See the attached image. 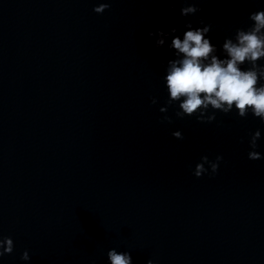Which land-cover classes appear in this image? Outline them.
<instances>
[{"label":"water","instance_id":"water-1","mask_svg":"<svg viewBox=\"0 0 264 264\" xmlns=\"http://www.w3.org/2000/svg\"><path fill=\"white\" fill-rule=\"evenodd\" d=\"M185 3L198 11L181 15ZM258 9L264 0H0V238L14 241L0 264H109L110 248L133 264H264V158H248L257 129L264 156V122L159 111L172 35L203 21L219 50ZM173 27L156 46L149 31ZM204 155L223 158L196 177Z\"/></svg>","mask_w":264,"mask_h":264},{"label":"clouds","instance_id":"clouds-1","mask_svg":"<svg viewBox=\"0 0 264 264\" xmlns=\"http://www.w3.org/2000/svg\"><path fill=\"white\" fill-rule=\"evenodd\" d=\"M110 7L108 3L94 5L93 11L102 13ZM198 11V6L185 3L180 8L181 15L189 16ZM252 22L247 28H237L233 37H225L219 46L211 42V25L203 23L202 26H193L191 21L185 25L186 30L182 35H172L169 47L174 49L172 59L164 67L163 83L167 90L165 105L160 107V112H166L168 105H175V115L183 118L194 115L198 121L211 122L215 119V110L228 113L235 110L236 115L246 116L251 113L264 122V9L249 13ZM176 28L166 33L157 30L149 31V35L156 36V46H163L166 37L176 33ZM153 104L157 102L153 97ZM213 111L209 112V109ZM206 113H208L206 115ZM164 120L171 121V117L164 116ZM172 135L182 139V132L175 130ZM261 132L257 129L251 134L248 152L249 159L264 158L262 153L256 151L257 139ZM223 157L217 155L215 160H209L206 155L200 158L192 169L196 177L209 172L215 174L219 161ZM205 164L208 167H205ZM14 241L10 236L0 238V256L11 253ZM29 261L27 249L20 257ZM109 264H133L129 251H118L110 248L107 252ZM146 264H158L149 259Z\"/></svg>","mask_w":264,"mask_h":264}]
</instances>
